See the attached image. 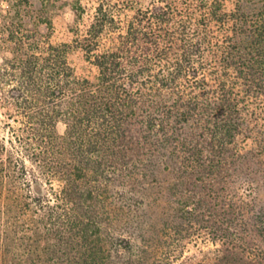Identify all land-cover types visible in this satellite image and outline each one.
<instances>
[{"label":"trees","instance_id":"16d2710c","mask_svg":"<svg viewBox=\"0 0 264 264\" xmlns=\"http://www.w3.org/2000/svg\"><path fill=\"white\" fill-rule=\"evenodd\" d=\"M73 7L81 20L83 5ZM43 15L31 14L53 29ZM29 16L0 13V264H132L116 258L131 240L104 237L131 130L198 120L213 146L234 142L264 93V0H100L61 41L28 27ZM76 51L91 73L77 70Z\"/></svg>","mask_w":264,"mask_h":264},{"label":"rangeland","instance_id":"374dc122","mask_svg":"<svg viewBox=\"0 0 264 264\" xmlns=\"http://www.w3.org/2000/svg\"><path fill=\"white\" fill-rule=\"evenodd\" d=\"M99 1L55 0L48 9L38 0H0V13L22 8L30 15L28 27L39 28L53 41L71 40L70 27L75 21L85 27ZM80 3L85 12L81 20L73 7ZM38 12L53 19V29L46 19L36 24L31 14ZM72 58L80 73L92 72L82 51ZM210 84L216 85L211 77ZM253 98L244 110L243 129L224 149L202 134L206 123L198 120H174L159 135L139 123L133 126L112 189L113 220L104 234L110 242L133 243L131 250L120 245L117 259L212 264L219 252L236 254L235 264H264V93ZM3 111L0 105V116ZM66 128L64 120L58 123L61 134ZM0 132L6 131L0 126ZM194 149L204 153L197 155ZM227 227L234 234L224 235ZM234 243L241 247L234 248ZM114 252L118 254L115 247Z\"/></svg>","mask_w":264,"mask_h":264}]
</instances>
